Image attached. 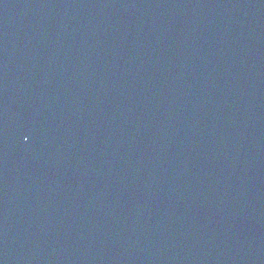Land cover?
Segmentation results:
<instances>
[{
  "label": "water",
  "instance_id": "1",
  "mask_svg": "<svg viewBox=\"0 0 264 264\" xmlns=\"http://www.w3.org/2000/svg\"><path fill=\"white\" fill-rule=\"evenodd\" d=\"M0 264H264V0H0Z\"/></svg>",
  "mask_w": 264,
  "mask_h": 264
}]
</instances>
